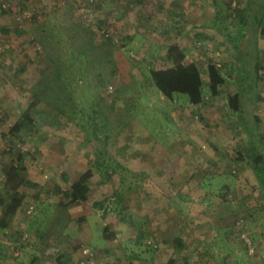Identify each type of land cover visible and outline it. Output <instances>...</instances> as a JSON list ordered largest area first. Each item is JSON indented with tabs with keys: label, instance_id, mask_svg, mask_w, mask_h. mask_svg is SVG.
<instances>
[{
	"label": "rangeland",
	"instance_id": "obj_1",
	"mask_svg": "<svg viewBox=\"0 0 264 264\" xmlns=\"http://www.w3.org/2000/svg\"><path fill=\"white\" fill-rule=\"evenodd\" d=\"M90 4L0 0V190L13 160L9 129L35 102L43 87L36 85L53 73L47 54L75 81L65 107L75 120L41 101L33 110L37 130L14 142L13 150L25 154L19 163L25 199L11 229L0 232V264L11 258L15 264H80L85 249L95 264H186V258L189 264H264L261 190L247 165L246 134L228 105L241 82L232 39L241 26L235 9L245 0ZM52 30L57 35L45 50L43 38ZM87 30L96 44L103 35L113 41L114 61L103 72L95 60L84 69V56L72 59ZM74 34L83 37L66 42ZM172 45L202 72L201 106L186 95L168 101L148 82L151 69L172 65ZM210 63L226 78L215 97L207 87ZM99 155L125 168L106 184L94 166ZM87 169L94 171L90 198L70 204L64 193ZM122 186L126 201L119 215L113 194ZM106 199L105 218L93 203ZM123 215L142 226L141 241ZM106 233L115 238L106 240ZM177 237L183 251L174 247Z\"/></svg>",
	"mask_w": 264,
	"mask_h": 264
},
{
	"label": "trees",
	"instance_id": "obj_2",
	"mask_svg": "<svg viewBox=\"0 0 264 264\" xmlns=\"http://www.w3.org/2000/svg\"><path fill=\"white\" fill-rule=\"evenodd\" d=\"M101 3H92L90 5L99 7ZM235 11L241 21V30L238 36L232 39V45L237 53V60L240 64L238 76L241 82L239 83V87H237V92L229 96L228 105L230 110L239 117L240 124L246 134L247 140L244 146V152L247 156V165L253 172L259 189L261 190L262 210L264 211V133L260 128L261 118L257 114V106L263 100L257 91V86L258 78L264 70L263 57L258 45L259 38L264 36V0H246V4L243 7L236 8ZM220 15H223V13L220 12ZM56 35L52 30L43 38L46 42L43 45L45 50L52 47ZM84 35L85 38L83 39L85 42L83 45L76 48V50L72 49V59L79 60L80 57L84 56L83 58L86 59L83 62L84 69H87L89 64L94 63L95 60L102 68L100 72H103L114 61L111 51L108 50V47L113 45V41L108 36L103 35L101 44H96L90 30L84 31ZM82 37L74 34L71 38H67L66 42L70 44L72 38L78 40L82 39ZM168 51L172 65L165 68L151 69L148 73V82L168 101H173L177 95H186L191 105L201 106L205 100L204 88L206 84L199 66L196 63L187 62L186 52L181 50L177 45L170 46ZM97 52L98 55L96 54ZM47 55L50 57L51 62L55 64L53 73L51 77H45L46 82L43 81V84L38 83L36 85H42L43 87L34 95L35 102L32 103L30 108L9 129L8 136L13 144V148L16 147L14 143L16 139L22 140L24 135H28L33 130H37L33 110L34 112L37 111L36 106L41 101L46 102L59 115L69 116L71 120H75V116H71L65 108L72 100L66 94L70 92V88H72L75 81L66 74L67 70L63 62L56 63L54 56ZM115 71L116 69L113 68L111 73ZM225 83L226 78L222 74L221 69L216 64L210 63L208 65L207 82L210 95L214 97L219 95L220 88ZM64 85L69 87H64ZM48 93L51 97L45 100L44 98H46ZM83 117H86V115ZM13 148L9 150L13 160L4 169L5 181L0 190V232H6L11 229L13 220L20 212L25 199L21 188L24 187L26 181L20 173L22 168L19 164L24 161L25 154L21 151L15 152ZM94 166L102 176V184L110 182L116 174L125 169L115 159L107 155H99L94 162ZM93 177V169H87L72 182L70 189L64 193V196L70 204L79 205L88 202L91 192L90 182ZM121 182H123L122 179ZM124 194L125 190L123 186L113 194L115 199L113 207L115 206L114 208L117 209L119 215H122L125 209L124 203L126 200ZM107 202L108 200L106 199L93 204L95 209L104 210L103 217L105 218L109 211V208L106 207ZM121 219L136 230L137 238L140 241L145 237V231L136 220H133L131 217L127 219L124 215ZM104 238L108 241L113 240L115 235L106 233ZM173 244L175 249L179 251H183L186 248L180 237L175 238ZM186 264H189L187 258Z\"/></svg>",
	"mask_w": 264,
	"mask_h": 264
},
{
	"label": "crops",
	"instance_id": "obj_3",
	"mask_svg": "<svg viewBox=\"0 0 264 264\" xmlns=\"http://www.w3.org/2000/svg\"><path fill=\"white\" fill-rule=\"evenodd\" d=\"M245 4H246V0H245ZM241 30V29H240ZM258 45H259V50L260 53L263 57V67H264V36H261L258 40ZM241 81V80H240ZM240 83V82H239ZM257 91L260 93L261 97L263 98V100L258 104L257 106V114L260 116L261 118V125H263L264 128V70L261 72L259 78H258V86H257ZM94 204V203H93ZM13 233V232H12ZM14 235V234H13ZM42 241H45L47 236L44 237L43 235L40 237ZM58 239V238H57ZM38 241H40V239H38ZM18 255V254H17ZM41 259H46V256H43V254L40 255ZM44 257V258H43ZM34 259L38 261V259L40 258H35ZM12 263L11 264H15V259L11 258ZM33 261V260H32ZM32 264V262L30 263Z\"/></svg>",
	"mask_w": 264,
	"mask_h": 264
},
{
	"label": "built area",
	"instance_id": "obj_4",
	"mask_svg": "<svg viewBox=\"0 0 264 264\" xmlns=\"http://www.w3.org/2000/svg\"><path fill=\"white\" fill-rule=\"evenodd\" d=\"M110 0H89V2L92 4V3H100V2H104V3H107L109 2ZM33 207L31 206L27 213L30 214L32 213L33 211ZM242 238H245L244 235H242ZM80 264H95V257H94V254L93 252H91L90 250L88 249H85L83 251V259L82 261L80 262Z\"/></svg>",
	"mask_w": 264,
	"mask_h": 264
}]
</instances>
